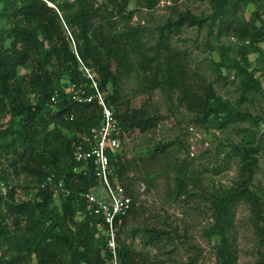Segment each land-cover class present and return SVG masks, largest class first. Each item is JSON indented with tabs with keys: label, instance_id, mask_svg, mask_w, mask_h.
<instances>
[{
	"label": "trees",
	"instance_id": "1",
	"mask_svg": "<svg viewBox=\"0 0 264 264\" xmlns=\"http://www.w3.org/2000/svg\"><path fill=\"white\" fill-rule=\"evenodd\" d=\"M131 1L0 0V119L7 120L0 125V180L12 185L7 196L0 193V264H111L112 253L98 227L100 216L90 213L80 195L97 185L95 165L90 162L86 174L74 170L78 163L73 142L79 132L100 123L101 113L96 102L79 103L65 91L70 82L87 83L68 29L79 55L107 93L122 127L123 144L135 129L147 131L158 121L156 113H149L157 90L168 99L176 97L178 104L195 114L193 122L198 125L224 116L225 120L252 116L232 108L203 72L191 68L188 52L169 38L184 25L202 27L208 16L176 7L158 27L155 43L149 44L145 27L132 23ZM136 1L148 8L159 2ZM210 1L224 10L228 0ZM262 15L258 13V18ZM235 31L264 55L259 45L264 41V24ZM241 71L244 91L264 92L258 69ZM137 98L143 103L135 104ZM169 144L158 141L146 155L154 156ZM237 149L241 166L234 186L216 192L190 189L188 167L178 164L172 192L175 198L198 197L208 206L213 222L206 233L219 237L214 264H238L237 207L247 204L259 246L255 264H264V201L254 187L264 133L258 146ZM129 155L122 150L112 156L116 178L134 199L131 210L118 221L120 263L163 264L158 258L150 263L151 257L134 247L135 237H140V243L157 250L173 246L169 251L173 253L186 248V258L169 257L171 264H199L200 245L167 220L169 228L142 223L122 238L125 227L136 222L141 212L135 192L138 177L130 174L138 161ZM50 175L63 179L70 194L41 187ZM59 195L64 198L61 210L56 205Z\"/></svg>",
	"mask_w": 264,
	"mask_h": 264
},
{
	"label": "rangeland",
	"instance_id": "2",
	"mask_svg": "<svg viewBox=\"0 0 264 264\" xmlns=\"http://www.w3.org/2000/svg\"><path fill=\"white\" fill-rule=\"evenodd\" d=\"M176 7L191 9L198 15L208 16V19L202 27L184 25L180 31L171 32V42L188 52L191 68L203 72L232 108L252 116L234 115L227 120L224 116L206 125H198L193 122L195 114L178 104L176 97L168 99L161 90H157L149 113H156L158 121L147 131L135 129L125 138L119 151L137 158L138 163L130 174L138 177L135 192L141 209L139 219L128 223L122 238L142 223L169 228L165 225L167 220L178 227L189 241L200 245L202 255L199 264H214L215 244L219 237H210L206 233L213 222L208 206L198 197L184 195L175 198L172 188L178 164L188 167L190 189L216 192L234 186L241 166L237 146H258L260 143L264 133V92L253 88L244 91L241 68L258 69L256 76L264 89V55L254 50L249 39L239 37L235 29H243L253 23L263 25L264 0H228L224 10L210 0H159L154 8L132 0V23L144 26L146 41L154 44L158 27L173 15ZM258 13H263L262 18H258ZM259 45L264 49V41ZM141 102V98H137L135 104ZM0 122V125H5L7 120L0 119ZM158 141L171 144L154 156L146 155L145 151H152ZM257 155L259 161L254 187L260 191L264 201V150ZM116 181L119 182L118 178ZM63 203V196H56L58 209H62ZM237 240L238 264H255L259 256L258 239L250 208L245 203L237 207ZM134 247L151 257L150 263L158 258L163 264H171L169 257L180 260L187 256L186 248L173 253L169 252L173 246L157 250L140 243V237H135Z\"/></svg>",
	"mask_w": 264,
	"mask_h": 264
},
{
	"label": "built area",
	"instance_id": "3",
	"mask_svg": "<svg viewBox=\"0 0 264 264\" xmlns=\"http://www.w3.org/2000/svg\"><path fill=\"white\" fill-rule=\"evenodd\" d=\"M68 32L72 37L73 46L80 62V70L86 77L87 83L80 86L70 82L65 91L79 103L96 102L101 113L100 123L92 127L90 131L79 132L73 142L74 158L78 163L74 170L86 174L89 163L92 162L95 165L98 183L91 190L81 192L80 195L87 201L90 213L100 216L98 227L102 229L107 246L112 253L111 264H121L118 252L120 237L118 221L128 214L134 201L127 188L116 181V168L112 162V156L116 155L123 147L122 127L114 109L107 100L106 91L100 86L97 73L81 58L69 29ZM47 185L70 194L71 189L66 188L64 180L57 181L54 175H50L41 184V187ZM10 188L12 185L0 180L2 195L7 196Z\"/></svg>",
	"mask_w": 264,
	"mask_h": 264
},
{
	"label": "water",
	"instance_id": "4",
	"mask_svg": "<svg viewBox=\"0 0 264 264\" xmlns=\"http://www.w3.org/2000/svg\"><path fill=\"white\" fill-rule=\"evenodd\" d=\"M51 5H53L51 2H50ZM54 6V5H53Z\"/></svg>",
	"mask_w": 264,
	"mask_h": 264
}]
</instances>
